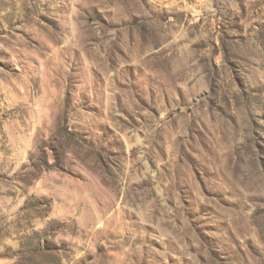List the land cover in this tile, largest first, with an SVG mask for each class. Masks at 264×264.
I'll use <instances>...</instances> for the list:
<instances>
[{"label": "rangeland", "instance_id": "rangeland-1", "mask_svg": "<svg viewBox=\"0 0 264 264\" xmlns=\"http://www.w3.org/2000/svg\"><path fill=\"white\" fill-rule=\"evenodd\" d=\"M0 264H264V0H0Z\"/></svg>", "mask_w": 264, "mask_h": 264}, {"label": "built area", "instance_id": "built-area-1", "mask_svg": "<svg viewBox=\"0 0 264 264\" xmlns=\"http://www.w3.org/2000/svg\"><path fill=\"white\" fill-rule=\"evenodd\" d=\"M165 1H167V2H169V3H174V2H177V1H179V0H165Z\"/></svg>", "mask_w": 264, "mask_h": 264}]
</instances>
